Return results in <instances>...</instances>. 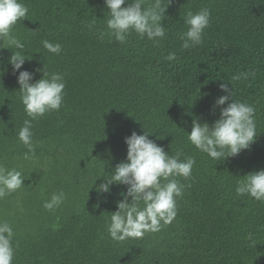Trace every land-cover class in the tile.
<instances>
[{"label": "trees", "instance_id": "16d2710c", "mask_svg": "<svg viewBox=\"0 0 264 264\" xmlns=\"http://www.w3.org/2000/svg\"><path fill=\"white\" fill-rule=\"evenodd\" d=\"M20 2L29 11L12 31L24 48L0 41V164L24 178L0 199V221L14 232L12 264H264V202L235 192L239 178L264 169V0H163L165 37L131 32L126 43L107 34L104 0ZM202 8L211 14L202 43L182 49L186 13ZM43 40L61 44V53L48 52ZM16 51L32 82L42 72L61 73L65 82L61 108L32 121L29 160L17 133L30 118L8 63ZM170 52L175 61L165 59ZM243 72L254 75L232 79ZM222 82L234 100L255 108L257 137L248 150L216 162L187 132L193 119L211 125L218 118L211 106L225 94ZM133 131L195 164L190 178H177L185 188L171 223L116 241L107 224L126 186L99 195L96 186L125 159L124 138ZM60 191L64 202L46 210L43 203Z\"/></svg>", "mask_w": 264, "mask_h": 264}, {"label": "clouds", "instance_id": "9594fccd", "mask_svg": "<svg viewBox=\"0 0 264 264\" xmlns=\"http://www.w3.org/2000/svg\"><path fill=\"white\" fill-rule=\"evenodd\" d=\"M146 2L147 0H104L108 12L107 34L120 43H126L131 32L154 41L164 38L166 33L162 20L165 18L166 7L162 6L163 0H151L145 7ZM169 2L167 0V5ZM28 11V7L20 0H0V41H6L8 48H24L12 30L18 21L26 18ZM210 15L208 8L186 13L184 23L187 30L179 34L182 49L202 43L204 29L210 23ZM104 36L105 32L101 31L98 38L103 39ZM42 44L52 54L58 55L62 51L59 43L43 40ZM11 53L8 63L12 66L14 75L18 72L16 80L20 100L27 117L30 118L24 120L17 138L27 149L24 159L29 160L35 154L32 121L61 108L64 76L58 72H42L41 78L32 82L33 72L21 70L26 60L24 54L21 51ZM165 59L175 61L177 57L174 52H170ZM249 75L254 73H238L232 79H247ZM228 85L224 82L219 84L220 91L225 94L218 96L211 106L214 114L218 110V118L211 125L206 121L201 123L198 119H193L191 131L187 132L189 142L216 162L236 157L241 151L248 150L257 137L255 108L234 100L232 89ZM124 143L125 159L116 164L111 173L103 172L101 175L104 180L96 186L98 195L110 194L114 184L126 186V191L122 193V199L116 202V210L111 212L107 224L110 237L116 241L139 239L146 232L159 231L161 222L171 223L177 213L176 198L182 196L185 188L177 178H190L195 164L193 157L181 159L180 152L174 156L169 155L163 146L149 139L146 132L137 134L133 131L124 138ZM23 179L21 171L7 169L0 164V199L21 188ZM235 192L237 196L248 195L256 201L264 202V169L249 172L239 178ZM65 198L63 191L55 192L43 203V207L54 211ZM98 206L97 204L96 207ZM13 235L12 226L6 221H0V264H12Z\"/></svg>", "mask_w": 264, "mask_h": 264}]
</instances>
